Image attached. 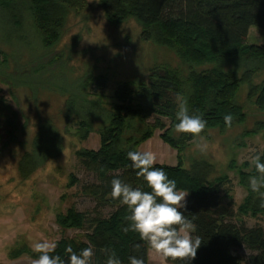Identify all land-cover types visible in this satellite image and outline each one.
I'll list each match as a JSON object with an SVG mask.
<instances>
[{
	"label": "trees",
	"instance_id": "1",
	"mask_svg": "<svg viewBox=\"0 0 264 264\" xmlns=\"http://www.w3.org/2000/svg\"><path fill=\"white\" fill-rule=\"evenodd\" d=\"M79 2L0 0L2 40L10 45L11 38L19 30H25V18L29 14L30 27L47 48L58 40L68 9L78 6ZM100 5L106 19L115 25L135 19L143 40L172 50L180 67L186 69L180 72L156 67L149 71L146 83H119L110 96L113 102L108 104L109 108L102 102L103 92L108 87L106 76L92 77L89 83L85 81L66 96L61 112L64 132L51 118L39 120L31 150L24 152L17 164L22 181L59 158L64 149L62 134L68 135L70 124L77 130L71 136L78 137L79 141L86 140L93 131L99 134L97 149L78 147L74 150L84 170L96 179L83 188L95 206L85 212L70 206L64 213L55 215L60 229L81 231L82 237L60 238L50 255H59L66 262L68 246L77 254L91 246L95 250L92 264H106L107 254L102 249L114 251L122 264H129L130 255L143 258L147 264L149 248L137 233L122 230L128 227L125 217L130 213L109 193L113 179L151 191L143 178L136 176L137 170L131 167L127 153L137 151L158 131L161 141L176 152L178 164H154L153 167L162 169L169 179L175 180L178 191H188L186 207L179 210L189 219L195 217L197 232L194 235L203 238L195 259L188 264H264V225L259 220L264 216V208L259 207V194L253 193L249 186V178L257 175L254 166L251 173H246L245 169L249 168L246 163L238 172L239 183L247 191L241 206L235 208L232 202L224 205V187L230 184L229 178L211 180L214 168L203 160L194 161L189 169L184 168L181 158L185 148L199 137L174 131L178 122L175 118L177 96L187 100L190 115H200L207 122L200 137L210 130L223 133L245 120L244 108L235 101V93L243 87L247 102L264 112V45L245 43L250 27L264 31V0H100ZM4 33L7 35L3 36ZM16 39L23 44L25 38L17 35ZM5 55V51L0 50V66ZM230 87L235 93L223 98ZM226 114L233 117L230 127L224 123ZM10 116L2 120L3 124L0 120V154L15 142L16 127L14 117ZM96 124H99L97 129ZM261 162L264 163V151ZM74 183L71 175L66 187L71 188ZM260 191L264 192V188ZM105 208L110 210L106 215L102 211ZM240 216H254L258 221L248 226ZM137 243L141 247L133 251ZM20 250L10 252L8 257L21 256L23 251ZM23 254L34 260L40 255L33 250ZM175 264L184 262L177 260Z\"/></svg>",
	"mask_w": 264,
	"mask_h": 264
},
{
	"label": "rangeland",
	"instance_id": "2",
	"mask_svg": "<svg viewBox=\"0 0 264 264\" xmlns=\"http://www.w3.org/2000/svg\"><path fill=\"white\" fill-rule=\"evenodd\" d=\"M79 1L78 6L68 9L58 40L47 48L30 27L29 14L25 18V30H19L11 38L10 45L2 40L0 33V50L6 53L1 58L3 66H0V120L3 124L2 120L11 114L16 127L15 142L0 154V264H32L34 259L23 252H31L37 242L56 243L62 237L81 239V231L60 229L55 215L64 213L70 206L79 212L91 211L95 206L83 188L96 179L84 170L74 150L78 147L97 149L99 134L96 131L91 132L86 140L79 141L78 137L71 136L77 130L70 124L69 136L62 134L64 149L59 158L48 162L28 179H20L17 164L22 154L31 150L39 120L51 118L64 132L61 112L66 96L85 81L89 83L92 77L106 76L108 87L103 92L102 102L109 108L113 102L110 96L119 83H146L149 71L156 67L180 72L186 69L180 67L181 63L172 50L143 40L135 19L115 25L106 19L100 0ZM17 35L25 38L23 44L17 41ZM245 43L264 45V31L250 27ZM245 89L243 87L235 93L230 87L222 96L230 98L235 93V101L246 113L245 120L223 133L207 131V135L201 136L203 139L199 137L185 148L181 158L186 169L198 160L212 165L211 180L228 177L230 184L224 187L223 204L232 202L235 208L241 206L247 197L245 187L239 183L238 172L247 163L249 168L245 171L251 173L253 165L248 157L253 154L252 149L261 155L264 151V112L247 102ZM98 126L96 124L95 129ZM158 134L155 132L137 151L153 152L156 164L176 166V152L163 143ZM197 144H206L207 147L201 151ZM71 175L75 183L67 188ZM102 211L106 215L110 210L105 208ZM253 217L240 216L248 226L258 221ZM259 220L264 225V216ZM19 249L23 251L21 256L8 257L10 252ZM149 264H161L152 251Z\"/></svg>",
	"mask_w": 264,
	"mask_h": 264
},
{
	"label": "clouds",
	"instance_id": "3",
	"mask_svg": "<svg viewBox=\"0 0 264 264\" xmlns=\"http://www.w3.org/2000/svg\"><path fill=\"white\" fill-rule=\"evenodd\" d=\"M178 110L175 118L178 121L174 125L177 134H191L194 138L206 128V121L200 115L189 114L187 100L183 96H177ZM232 115L224 116L225 126L230 127ZM200 139H203L200 137ZM206 144H197L201 151L206 149ZM248 159L254 166L257 175L249 178V186L253 193L259 194V207L264 208V163L261 162V154L252 149ZM127 158L131 161V167L136 171V176L142 177L145 185L151 191H142L139 187L133 188L131 184L120 179L111 181L110 197L118 200L120 205L126 206L130 215L125 219L129 221L128 227L122 230L137 233L140 241L160 259L161 264H175V261H183L188 264L194 260L198 248L202 244V237L194 235L197 226L195 217L189 219L179 209L186 207L188 191H178L176 181L169 179L167 174L158 168H154L156 156L151 151H129ZM55 243L48 241L37 242L33 245V251L39 253V258L32 264H92L95 255L93 247L82 249L79 254L73 252L71 246L65 251L69 253L67 261L59 255L52 256L55 251ZM140 243L133 245V251H139ZM107 254L106 264H122L114 251L102 249ZM129 264H145L143 258L130 255Z\"/></svg>",
	"mask_w": 264,
	"mask_h": 264
},
{
	"label": "crops",
	"instance_id": "4",
	"mask_svg": "<svg viewBox=\"0 0 264 264\" xmlns=\"http://www.w3.org/2000/svg\"><path fill=\"white\" fill-rule=\"evenodd\" d=\"M154 164H156V163H154ZM157 164H162V163H157ZM150 249H149V252H148V257H147V264H149V259H150Z\"/></svg>",
	"mask_w": 264,
	"mask_h": 264
}]
</instances>
